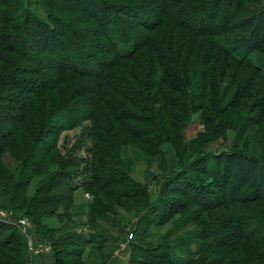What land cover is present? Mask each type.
I'll use <instances>...</instances> for the list:
<instances>
[{
  "label": "trees",
  "instance_id": "16d2710c",
  "mask_svg": "<svg viewBox=\"0 0 264 264\" xmlns=\"http://www.w3.org/2000/svg\"><path fill=\"white\" fill-rule=\"evenodd\" d=\"M230 1L0 0V115L4 117L0 119V150L4 153L0 163L14 176L16 168L3 157L10 155L5 150L13 142L16 152L21 145L26 148L25 166H30L16 180L17 189L5 209L26 217L35 226L36 235L51 246L52 264H66L62 256L68 251L60 249L75 241L54 242L52 235L57 229L40 225L44 214L49 215L45 207L55 204L53 196L28 200L19 189L43 172L42 165L35 163L31 155L40 152L44 160L55 151L56 137L61 132L95 119L89 139L98 157L85 172L88 181L83 184L124 197L141 196L139 184L129 178L125 169L117 167L121 158L119 142L137 141L163 156L168 155L171 172L164 187L172 184L169 191L182 192L185 184L178 181L186 178L198 198L194 201L202 208L222 207L233 212L235 221L231 224L239 234L238 237L234 233V241L250 240L264 231L263 219L259 217L257 225L247 232L253 221L246 227L242 225L240 209H236L238 205L264 203V157L236 149L219 152L203 146L204 150L193 158L189 152L192 142L183 141L179 148L178 138L172 132L180 127L179 117L164 108L159 120L148 102V95L153 93L151 99L166 102L173 109H190V102L181 96L187 92L191 68L174 52L172 31L169 36L173 39L169 42L152 37L165 24L172 26L173 34L184 31L198 39L205 38L211 52L217 51L242 66H249L264 80V1L238 0L234 12L228 14ZM218 18H223V23L219 24ZM207 73L206 69L201 70L196 76L198 82ZM61 98L64 102L58 103ZM49 105L55 107L35 130L31 143H27V136L21 133H30L39 123L37 116ZM134 125L137 128H132ZM7 126L11 129L5 130ZM142 157H133L130 162ZM198 162L203 165L195 166ZM208 163L214 167L206 166ZM214 163L224 165L222 197L208 190L210 183L200 185L195 181L196 175L217 178L220 170ZM71 178L64 172L58 173L52 190L60 187L71 190V186H65L70 185ZM65 180L68 182L64 183ZM4 192L0 186V196ZM169 208L167 205L166 209ZM147 213L156 219L149 220L148 226L160 225L169 217L160 205ZM43 231L52 235L45 237ZM23 239L16 227L0 220V253H17L12 258L16 264L29 262L27 242ZM93 239L100 245L111 242L104 236ZM205 241L203 235L199 236L195 251L181 246L188 247L184 250L185 260L170 256L171 248L161 246L145 251L144 255L151 260L138 264H192L207 251ZM234 243L218 250L213 262L222 263L229 251L238 250L239 243L237 246Z\"/></svg>",
  "mask_w": 264,
  "mask_h": 264
},
{
  "label": "rangeland",
  "instance_id": "374dc122",
  "mask_svg": "<svg viewBox=\"0 0 264 264\" xmlns=\"http://www.w3.org/2000/svg\"><path fill=\"white\" fill-rule=\"evenodd\" d=\"M237 1H230L227 9L228 14L234 12ZM217 22L223 23V18H218ZM168 26L163 25L160 32L157 30L152 33V37L167 42L174 38L172 47L174 52L188 62L191 68L190 80L185 86L187 92L181 96V99L190 102V109H181V107L173 109L166 105V102L157 98L151 99L150 94L153 95V93H150L148 95L149 106L157 119L162 120L164 108L171 110L179 117L180 127L172 132H175L178 138L179 148L183 141L192 142L189 152L193 158L204 150L203 146H207L209 150L219 152L242 150L263 159L264 80L262 76H256L249 66H242L228 59L222 53L211 52L209 41H206L205 38L198 39L184 31H176L173 34L174 29L172 26ZM169 32L173 38H170ZM203 69H206L208 73L204 80L198 82L196 76ZM203 83L204 85L208 84V87L199 86ZM74 85L76 87L77 82ZM60 102H64V99H59L58 103ZM54 107L55 105H49L41 115L37 116L39 123L33 127L30 133L27 135L21 133L27 136V143L34 139L35 130L46 121L48 113ZM3 118V115H0V119ZM95 121H85L74 128L61 132L56 137L55 151L44 160L40 152L31 155L35 163L42 165L43 172L20 186L19 189L28 200L37 201L53 196L55 204L44 203L48 205L45 208L49 210V215L46 214L47 217H45L44 214L40 225L57 229L56 234H51L54 242L75 241L62 245L60 249L68 251V254L62 256L66 264L149 262L151 259L147 258L144 252L161 246L171 248L168 252L170 256L185 260L184 250L188 247L181 246H189L190 251H195L198 237L201 235L206 238L207 243L206 241L204 243L208 248L201 257L194 259L192 264H264L262 262L264 259V231L259 232L250 240L240 243L234 241V233L238 237L239 234L231 224L235 221L233 212L222 207L202 208L194 201L198 198L195 197V191L185 181L186 178L178 181L185 184L182 192L169 191V187H173L170 183L165 188L166 177L171 172L170 160L168 155L163 156L158 150L148 145H139L137 141H121L117 145L118 152L121 154L117 167L125 169L129 178L137 185L139 184L141 196L124 197L107 191H98L83 184L88 181V174L85 172L98 157L92 150L93 143L89 139V133ZM134 126L132 128H137L136 125ZM52 127L53 123L49 128L52 129ZM7 129L11 128L7 126L5 130ZM110 140L116 143L115 139L110 138ZM14 144L17 145L16 139H14ZM12 147L13 142L5 150L10 155L3 157L10 161L12 167L16 168L14 176H11L0 163V186L5 190L3 196H0V206H2L0 210L10 216L5 222L16 227L24 238L23 240L27 242L26 252L29 254V262L24 264H52L51 246L44 242L42 237L36 235L35 226L26 217L5 209L8 200L10 201L17 189L16 180L19 175L22 176L26 173L25 170L30 168V166H25L26 148L21 145V150L16 152ZM3 154L0 150V158ZM141 156H143L142 160L130 162L133 157ZM198 163L195 166L203 165ZM214 164L216 169L220 170L217 178L196 175L195 181L200 185L210 183L211 185H207L208 190L222 197L224 165L223 163L221 165ZM206 166L211 167L213 164L208 163ZM62 172L71 175L70 185L65 186H71L72 189L60 187L52 190L53 180L58 173ZM65 182L68 181L65 180ZM158 205L162 212L169 213V217L160 225H155V223L151 226L146 225L149 220L153 219L146 212ZM167 205L170 206L169 209H166ZM171 208L172 211H170ZM238 208L241 212L242 225L246 227L249 221H253L246 230L247 232L257 225L259 217L260 220H264V203L238 205L236 209ZM23 213L21 212V214ZM235 216L237 217V215ZM153 220L156 221V219ZM263 220L262 222H264ZM20 221L25 223L21 224ZM144 229H146L145 232H143ZM6 235L7 233L4 236ZM43 235L51 236L44 231ZM93 236L108 237L111 242L100 245L96 239H93ZM233 243L235 246L238 245L236 243H239L238 250L229 251L222 263L213 262L212 258L217 255L218 250ZM17 255V253L8 251L0 253V264H16L12 258Z\"/></svg>",
  "mask_w": 264,
  "mask_h": 264
},
{
  "label": "built area",
  "instance_id": "2783aa9c",
  "mask_svg": "<svg viewBox=\"0 0 264 264\" xmlns=\"http://www.w3.org/2000/svg\"><path fill=\"white\" fill-rule=\"evenodd\" d=\"M9 217L10 216L9 215L7 216L6 212L0 210V220L6 221V220L9 219ZM7 222H11V221H7ZM20 223L24 224L25 222L24 221H22V222L20 221Z\"/></svg>",
  "mask_w": 264,
  "mask_h": 264
},
{
  "label": "crops",
  "instance_id": "0c3cea01",
  "mask_svg": "<svg viewBox=\"0 0 264 264\" xmlns=\"http://www.w3.org/2000/svg\"><path fill=\"white\" fill-rule=\"evenodd\" d=\"M42 260V259H41Z\"/></svg>",
  "mask_w": 264,
  "mask_h": 264
}]
</instances>
